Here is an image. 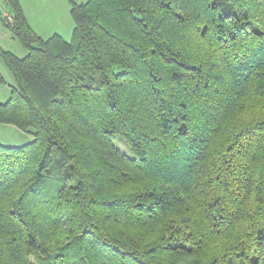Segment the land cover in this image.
I'll return each mask as SVG.
<instances>
[{"label": "trees", "instance_id": "1", "mask_svg": "<svg viewBox=\"0 0 264 264\" xmlns=\"http://www.w3.org/2000/svg\"><path fill=\"white\" fill-rule=\"evenodd\" d=\"M4 1L0 264H264V0Z\"/></svg>", "mask_w": 264, "mask_h": 264}, {"label": "rangeland", "instance_id": "2", "mask_svg": "<svg viewBox=\"0 0 264 264\" xmlns=\"http://www.w3.org/2000/svg\"><path fill=\"white\" fill-rule=\"evenodd\" d=\"M66 1L69 4V8L67 4H65L64 15L61 13V10H59L57 7H53L51 10L52 12L47 14V16L30 15V21H28V19L27 21L32 27V29L42 37L50 36L53 30L57 29L62 32V36L64 38L69 39L71 36L74 23L70 14V6H71L70 0H66ZM61 9L63 11V7ZM46 11L48 12L49 9H47ZM1 24H2L1 25L2 29L6 31L8 34L6 38L1 39L0 43H2L3 45L1 47L12 51L18 57H23L24 55H26L27 49L24 48L15 37L12 36L10 30L3 24L2 20H1ZM0 72L5 79V82L0 83V101L3 102L6 101L10 95L9 85H11L14 82V79L12 77L10 69L8 68V66H6V64L3 62L1 57H0ZM32 139H33V135L31 131H23L13 125L0 123V144L14 145V146L23 145L27 142H30ZM114 144L124 153L128 155L131 154L129 143L121 135L116 134L114 138ZM32 260L34 264H40V262L36 257H32Z\"/></svg>", "mask_w": 264, "mask_h": 264}, {"label": "crops", "instance_id": "3", "mask_svg": "<svg viewBox=\"0 0 264 264\" xmlns=\"http://www.w3.org/2000/svg\"><path fill=\"white\" fill-rule=\"evenodd\" d=\"M21 3V6L23 8V11L25 13V16L27 17L28 21H30V15L31 16H47L50 12H52L53 7H57L59 10H61V13L64 15V7L65 4H67L69 8L68 2L64 0H19ZM78 2L85 1V0H76ZM63 7V11L62 8ZM5 6V1L0 0V15L2 16V12H9ZM49 9L47 12L46 10ZM5 10V11H4ZM1 18H0V42L1 39H4L8 36L7 32L2 29L1 26ZM57 32L61 33L60 30L54 29L52 33ZM51 33V34H52ZM12 34V33H11ZM13 36V35H12ZM0 46H3L2 43H0Z\"/></svg>", "mask_w": 264, "mask_h": 264}, {"label": "built area", "instance_id": "4", "mask_svg": "<svg viewBox=\"0 0 264 264\" xmlns=\"http://www.w3.org/2000/svg\"><path fill=\"white\" fill-rule=\"evenodd\" d=\"M2 17L5 19L6 22H12L13 21L12 15L8 12H2Z\"/></svg>", "mask_w": 264, "mask_h": 264}]
</instances>
